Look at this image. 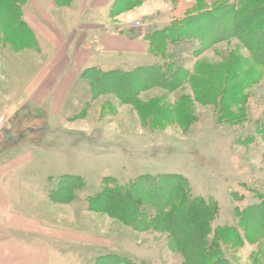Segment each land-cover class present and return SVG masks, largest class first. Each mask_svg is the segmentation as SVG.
<instances>
[{
	"label": "rangeland",
	"instance_id": "1",
	"mask_svg": "<svg viewBox=\"0 0 264 264\" xmlns=\"http://www.w3.org/2000/svg\"><path fill=\"white\" fill-rule=\"evenodd\" d=\"M221 1L146 0L114 15L110 9L108 22H130L134 38L143 35L148 43L147 36ZM83 2L23 0L18 7L33 43L0 31V172L19 173L28 166L39 177L36 191L29 192L34 212L24 213L34 217L30 224L36 231L25 241H36L38 230L80 240L72 247L51 246L43 264H186L169 233L136 231L89 210V199L109 178L127 184L143 175L173 174L188 180L194 197L217 204L210 240L217 241L222 258L264 264V73L249 48L238 38L203 46L184 37L167 43L163 57L101 64L96 55L85 65L89 54L79 53L66 63L37 37L25 16L42 27L68 29ZM253 46L264 52L258 42ZM171 64L183 69L182 78L160 77L173 85L180 81L175 89L133 86L131 76L114 86L94 81L95 72L134 74L157 66L166 72ZM66 175L74 179L67 188ZM260 222L262 227L254 225ZM225 227L231 235L220 241L214 231Z\"/></svg>",
	"mask_w": 264,
	"mask_h": 264
},
{
	"label": "trees",
	"instance_id": "2",
	"mask_svg": "<svg viewBox=\"0 0 264 264\" xmlns=\"http://www.w3.org/2000/svg\"><path fill=\"white\" fill-rule=\"evenodd\" d=\"M144 1L146 0H116L111 7V14L134 9ZM22 3L23 0H0V31L12 40L21 42L24 39L33 43L34 36L24 23L18 7ZM184 37L199 39L203 46L238 38L249 48L253 60L261 66L264 73V52L261 53L253 46L254 42H258L264 50V0H223L210 9L194 11L172 27L147 36L148 53L163 57L168 51L167 43H179ZM30 42L27 46L31 45ZM141 68L134 74L95 72L97 75L93 74L94 81L114 86L131 76L136 80L132 83L133 86L139 84L143 87L149 85L175 89L182 84L179 81L173 85L172 81H166L171 76H175L177 80L182 78L180 73L183 69L174 64L168 65L166 72L162 71L164 68L161 66ZM154 71L156 75H153ZM160 76L168 77L162 79ZM260 132L264 135V124L261 125ZM62 178L66 188L74 183L70 176ZM74 178L82 179L80 176ZM89 207L91 212L107 214L136 231L158 229L169 233L175 246L184 255L186 264H231L221 257L222 250L217 246V241L210 240L217 204L213 200L207 202L204 198L194 197L188 180L180 175H143L127 184H119L115 179L109 178L102 183L100 192L89 199ZM244 213L249 214L247 210ZM248 221L250 224L253 220ZM254 225L262 227L261 222ZM231 230L225 227L214 232L222 241L231 235ZM114 264L131 262L115 260Z\"/></svg>",
	"mask_w": 264,
	"mask_h": 264
},
{
	"label": "crops",
	"instance_id": "3",
	"mask_svg": "<svg viewBox=\"0 0 264 264\" xmlns=\"http://www.w3.org/2000/svg\"><path fill=\"white\" fill-rule=\"evenodd\" d=\"M115 1L85 0L78 10L80 16H77L75 24L68 29L59 26L52 28L49 23L47 27H42L28 14L25 19L37 37L41 38L50 49H55L56 54L63 55L66 63L75 62L76 59H72L71 56L76 57L79 53L89 54L85 65L92 64V57L96 55H101V59L97 61L101 64L104 59L122 60L121 62L128 63L135 62L132 60L136 58L140 60L147 57L148 43L143 35L134 38L130 32L134 30L131 29L130 22L114 25L108 22V14ZM39 82H35L33 86L35 87ZM20 169L22 170L19 173L0 172V214L4 218V222L0 223V264H43L49 262L47 258L51 255V246L72 247L80 240L67 239L66 236L61 237L54 232L44 233L38 230L40 235L37 236L36 241H25L28 233L36 231L30 224L34 223V217L24 213L34 212L29 192L36 191L33 183L37 182L39 177L33 176L28 166ZM27 172L30 175L26 174ZM12 183L16 184L13 185L16 188L14 194L11 189ZM38 194L42 197L41 193ZM48 199L50 202L51 199ZM19 205L25 209L23 212L15 210ZM19 217L22 219L20 220Z\"/></svg>",
	"mask_w": 264,
	"mask_h": 264
}]
</instances>
